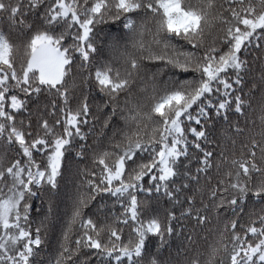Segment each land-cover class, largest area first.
I'll use <instances>...</instances> for the list:
<instances>
[{"label": "snow or ice", "instance_id": "snow-or-ice-1", "mask_svg": "<svg viewBox=\"0 0 264 264\" xmlns=\"http://www.w3.org/2000/svg\"><path fill=\"white\" fill-rule=\"evenodd\" d=\"M4 21L22 39L0 32V264H41L65 198L56 264L89 253L96 264H264V0H0ZM102 25L118 30L101 38ZM93 91L106 116L89 145ZM256 93L258 125L246 114ZM90 148L98 176L76 166Z\"/></svg>", "mask_w": 264, "mask_h": 264}, {"label": "trees", "instance_id": "trees-1", "mask_svg": "<svg viewBox=\"0 0 264 264\" xmlns=\"http://www.w3.org/2000/svg\"><path fill=\"white\" fill-rule=\"evenodd\" d=\"M32 17L29 16L28 17V21L31 22ZM103 31L99 33V36L102 38L105 33H110V34H115L117 32V26L116 25H102L100 26ZM0 32H3L5 35H7L9 37V39L13 42V43H18L20 41V39H22V37L19 34V30L18 29H12L7 21H4L3 23H0ZM183 46V47H181ZM177 47L180 50H191V46L189 45H185L183 41H179L177 42ZM154 70V69H153ZM92 71H95V68L92 69ZM165 71H169L168 69H166ZM170 75L173 76L174 79H178V80H182L187 78L188 75L190 74H185V73H179V72H175V71H171ZM164 79H168V76H164ZM250 86V85H249ZM142 87V85L140 84L139 81H137V83L133 86L132 88V98L133 100L140 95L139 89ZM245 91H247V89H245ZM92 96L95 98L94 102L92 103V111H93V117H90V124L88 126H82V130L85 133L89 132V129L93 127L94 125V131L92 132L91 135H89V139L87 141V143L89 145H95L98 137L101 134V130H102V125H103V121L105 119L106 113L102 114L100 111L97 110L96 104H98L100 102V96L98 94L97 91H93L92 92ZM125 100V94H121L120 96V104H123ZM260 94L256 93L255 96L251 99V108H249L247 110V117L251 120L256 121L257 125L259 124V120L258 117L260 115ZM110 111V109H109ZM20 117H18L19 119ZM36 116H33L32 118V124L33 127L31 129V131H33V133H35L36 131ZM231 120L233 121V123H235L237 121V117L236 116H232ZM239 124L241 127H244L245 129L249 128L250 125L246 124L245 122V118L241 117L239 118ZM122 126V121L119 120V117L116 118L115 121L112 122V127L110 129H107L106 131L108 132V135L111 136L113 130H115V128L117 126ZM61 130L62 129H58ZM247 135V132L245 133V136ZM245 136H241V137H237V148H236V154L237 156H239V145L242 141H244ZM230 141L228 142L229 146H230ZM107 144V140L105 139L101 146H104ZM229 155H231V150L229 148ZM15 157V153H10L9 154V158H13ZM37 159L39 160L40 157L39 155H37ZM78 166L79 168H87V169H91V170H95L97 173V176L99 175V168H93V164H92V150L91 148L89 149V151L87 152V155L85 157V159H83L82 161L78 162ZM147 179V178H146ZM62 184H64V191H68L71 188L70 184H67L66 182H62ZM100 203H102L101 201L97 200L96 202H94L95 205H99ZM32 204V212H31V218L34 221V223L32 224V229L33 231L35 230V227L39 224V219L42 218L45 213L47 212V208H48V204H47V198L46 197H41L39 199H34L33 201H31ZM163 207H167V203L166 202H162ZM108 206L109 208L112 207V201H108ZM257 210L259 209V205H256ZM252 209V205L250 204L248 207L245 208L244 213H242V219H241V223L245 224V226H247L248 221H249V217L247 215V213L249 211H251ZM117 215H119L120 213L123 212V209L119 206V204L116 205L115 209H113ZM86 214H90V211H94V207L91 210H85ZM68 215H70L69 212V206H68V201L65 198L59 206V211H58V216H59V220L57 222V226H56V231L54 234H49L46 238V243L43 245V251L41 253V257H40V262L41 264H56V258H57V252H58V238L61 235V229L63 227H66V223L65 221L68 218ZM95 219V217H94ZM120 228H122V238L124 240V242L126 243L128 241V239L130 238L131 235V228L128 226H124V225H120ZM210 227V226H209ZM43 234V233H42ZM241 235H243V231H241L240 233ZM79 235V226H75L73 229V233L71 236V239L74 241L76 239V237ZM107 237L105 236L104 239H106ZM212 242V235L210 232H208L207 228H205L203 231L199 232V235L196 237V248L200 249V250H206L208 245ZM187 242L183 239H175L173 241V253L175 254V252L177 250H180L182 248L183 245H185ZM87 251V250H85ZM94 251V250H92ZM74 260H76V264H85V261H88V264H96V258L95 256H92L90 253L88 256L84 255V254H80L78 257H74Z\"/></svg>", "mask_w": 264, "mask_h": 264}]
</instances>
